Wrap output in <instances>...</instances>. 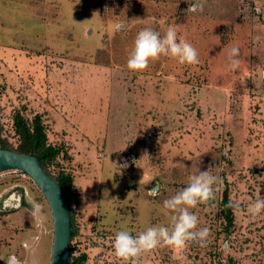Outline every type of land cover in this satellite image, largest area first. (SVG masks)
<instances>
[{"label": "rangeland", "instance_id": "374dc122", "mask_svg": "<svg viewBox=\"0 0 264 264\" xmlns=\"http://www.w3.org/2000/svg\"><path fill=\"white\" fill-rule=\"evenodd\" d=\"M194 2L0 0L3 135L16 143L11 115L25 106L44 112L51 140L69 147L78 229L71 246L74 255L87 253L85 264H125L114 254L115 234L171 228L175 213L164 200L207 170L217 178L215 201L190 209L210 231L206 245L157 247L136 264H264V211L248 212L264 199V14L255 11L264 0H199L203 11H189ZM169 27L199 62L162 55L144 71L129 70L137 33ZM223 177L236 214L229 232L221 224ZM52 240L38 185L20 170L1 171L0 264H50Z\"/></svg>", "mask_w": 264, "mask_h": 264}, {"label": "clouds", "instance_id": "9594fccd", "mask_svg": "<svg viewBox=\"0 0 264 264\" xmlns=\"http://www.w3.org/2000/svg\"><path fill=\"white\" fill-rule=\"evenodd\" d=\"M189 11H203V5L196 0L188 8ZM258 15L264 14L260 7L255 9ZM122 26L118 25L117 28ZM175 59L179 64L192 65L199 62L197 49L187 40L177 38V32L169 27L161 35L152 28L139 31L134 39L132 51L127 60V67L133 72H141L148 68L150 61L161 56ZM239 48H232L229 54L230 67L239 66ZM217 178L210 171H200L198 175L189 177V183L172 197L164 200L165 209L175 213L171 228L165 226L148 227L145 231L133 236L128 231H118L113 240V250L116 257L125 264H136L137 258L157 247L180 248L187 242L194 241L205 246L210 231L208 228H198L199 219L190 211L199 204L214 199L213 185ZM33 215L41 211L38 202L30 201ZM264 211V199H257L248 207L252 216H258Z\"/></svg>", "mask_w": 264, "mask_h": 264}, {"label": "trees", "instance_id": "16d2710c", "mask_svg": "<svg viewBox=\"0 0 264 264\" xmlns=\"http://www.w3.org/2000/svg\"><path fill=\"white\" fill-rule=\"evenodd\" d=\"M6 91V85L0 83V99ZM1 102V101H0ZM11 115L13 130L12 136L17 137L16 143L10 141V136L3 135V128L0 125V148L10 149L19 153L34 154L39 156L44 170L58 183H60L67 196L70 210L71 221V238H70V255L71 264H85L87 261V253L74 255L72 240L78 234L75 224V215L72 208L71 188L75 186V174L66 168V163L70 162L73 157L69 152V147L63 141L61 144L51 140L50 127L44 119V112H27V107L13 108ZM2 107L0 105V111ZM17 144V145H15ZM224 179V188L219 202L220 212L222 216L221 224L227 232L235 225L236 214L235 205L231 199V189L228 180ZM214 199L209 200L207 204L214 203ZM225 264H234L231 260Z\"/></svg>", "mask_w": 264, "mask_h": 264}, {"label": "water", "instance_id": "95a60500", "mask_svg": "<svg viewBox=\"0 0 264 264\" xmlns=\"http://www.w3.org/2000/svg\"><path fill=\"white\" fill-rule=\"evenodd\" d=\"M7 169H16L28 174L47 200L53 219L50 264H71L70 210L62 185L44 170L39 156L0 148V172Z\"/></svg>", "mask_w": 264, "mask_h": 264}, {"label": "bare ground", "instance_id": "6f19581e", "mask_svg": "<svg viewBox=\"0 0 264 264\" xmlns=\"http://www.w3.org/2000/svg\"><path fill=\"white\" fill-rule=\"evenodd\" d=\"M19 202V201H18ZM17 203V202H16ZM18 204V203H17ZM7 206H10L11 204H6ZM11 263L12 264H20V262H18L17 260H15V259H12L11 260Z\"/></svg>", "mask_w": 264, "mask_h": 264}]
</instances>
